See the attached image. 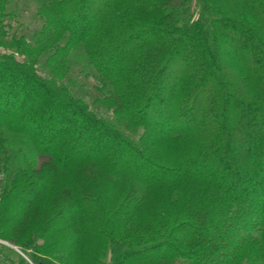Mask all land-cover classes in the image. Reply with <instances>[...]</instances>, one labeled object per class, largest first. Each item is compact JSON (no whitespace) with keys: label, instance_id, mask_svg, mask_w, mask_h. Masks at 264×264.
I'll return each instance as SVG.
<instances>
[{"label":"trees","instance_id":"trees-1","mask_svg":"<svg viewBox=\"0 0 264 264\" xmlns=\"http://www.w3.org/2000/svg\"><path fill=\"white\" fill-rule=\"evenodd\" d=\"M227 3L261 28L226 13ZM39 6L37 26L23 32L22 15L0 0V43L10 46H0V147L6 134L22 135L50 159L10 170L0 182V238L19 225L30 201L87 165L183 194L128 230L144 203L138 191L111 205L77 190L44 230L52 242L30 244L31 263L8 257L12 263L62 264L50 254L89 243L93 264H264V0ZM62 34L66 42L48 61L81 48L83 68L100 79L92 83L94 100L74 89V77L47 72L27 52ZM9 155L0 153L5 166ZM257 190L263 199L256 202Z\"/></svg>","mask_w":264,"mask_h":264},{"label":"rangeland","instance_id":"rangeland-1","mask_svg":"<svg viewBox=\"0 0 264 264\" xmlns=\"http://www.w3.org/2000/svg\"><path fill=\"white\" fill-rule=\"evenodd\" d=\"M9 8L19 15H22L24 20V26L22 31L26 32L27 28L37 26V23L33 21L36 11L40 7L39 5L45 0H6ZM226 13L236 16L238 18L246 19L249 23L261 28L260 24L241 7L234 3H227ZM20 30V31H21ZM67 35H61L59 38L50 39L46 44H42L33 49H28V54L34 59H37L42 67L51 74H55L60 78H73L74 89L79 92L82 96L94 100L97 92L96 88L93 87L92 83L100 81L94 73L88 75L90 68H83L87 65L88 59L81 48L75 49L67 58L61 60L48 61V57L53 52V48L58 43H64L67 40ZM9 38H6L7 40ZM7 42L1 41L0 46H6ZM12 47L16 44L11 45ZM10 47V46H9ZM6 50L0 47V54H4ZM83 69V70H82ZM87 76V77H86ZM84 78L88 84L83 87L79 86L80 80ZM19 81V79H18ZM72 83V82H71ZM12 100V104L15 103ZM98 109L104 110L101 105H98ZM104 112V111H102ZM134 130V131H133ZM133 133H136V129H133ZM4 141V142H3ZM6 148L8 154L12 157L7 158V165L4 164V159L0 158V182L4 183L7 177L8 171L17 170L21 166H25L32 162L34 167L40 168L45 163L49 162L50 159L45 155L37 156L34 152L33 145L26 137L16 136L12 134H6L2 140V146L0 147V153ZM5 153V152H4ZM15 153H18L16 159H13ZM4 160V161H3ZM9 169V170H8ZM2 190V188H0ZM80 189H89L96 195H103L104 198L108 199L111 205H118L122 198L126 197L132 191H138L143 195L144 203L140 208V212L136 215L130 223L125 226L128 230H135L137 227L144 224V222L150 218L149 211H154L155 208L165 207L166 204L175 203L182 196L183 192L173 193L164 188L158 187H142L140 184L134 182L131 179H118L107 176L104 172L96 165H87L83 167L79 173L75 176L69 184H63L55 189H50L43 192L33 201H30L22 212V220L19 225L13 229L5 237L0 238V264H13L10 257L13 259L24 258L29 263V245H42L43 243L52 242V234L49 232L44 234V230L49 226L52 220L57 217L63 204L70 199V195ZM260 190L254 192V198L257 201L263 199L262 196L257 193ZM77 221V220H76ZM76 221L67 223V227L70 230L77 228L78 224ZM93 252L90 248L89 243H85L82 247L73 250L71 253H54L50 254L51 257L55 258L57 262L62 264H93L94 257ZM9 257V258H8Z\"/></svg>","mask_w":264,"mask_h":264}]
</instances>
